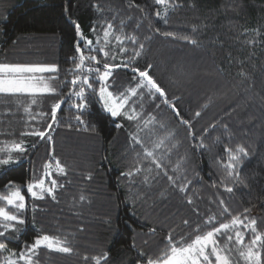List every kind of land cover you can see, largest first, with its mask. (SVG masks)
<instances>
[{
	"label": "trees",
	"instance_id": "16d2710c",
	"mask_svg": "<svg viewBox=\"0 0 264 264\" xmlns=\"http://www.w3.org/2000/svg\"><path fill=\"white\" fill-rule=\"evenodd\" d=\"M177 2L182 7L170 10L168 23L164 24L155 15L157 11L163 14L164 9L154 0H134L139 9L129 8L128 0H0V63L55 64L58 81L70 80L64 70L73 67L69 58L76 55L75 24L95 43L97 35L102 38V30L98 27L93 33V25L109 20L118 30L123 20V33L137 35L145 44L142 56L132 66L152 64L151 75L170 98H179L177 108L183 119L192 122L197 136L209 129L203 137L209 150H201L193 147L188 129L171 109L161 106L157 110L155 105L147 108V113L156 115L166 126H157L151 139L174 132V139L161 151L171 149L168 159L172 164L181 156L187 158L183 174L187 180H194L196 174L202 177L200 182L189 185L187 195L195 201L190 206L185 195L170 187L166 179L152 180L155 172L144 171L131 185L121 177V173L137 166L128 139L134 124L111 118L97 102L82 114L84 123H79L76 110L62 104L58 123L51 129L52 142L23 137L28 145L36 147L29 148L28 156L8 166L7 171L0 170V194H6L5 185L14 181L21 186L28 206L20 239L0 238L9 249L19 252L25 242L30 244L43 230L50 235L67 236L73 252L41 248L38 264H95L91 258L102 257L105 252L108 256L101 264H146L149 255L158 254L170 232L177 238L185 233L194 237L196 224L210 214L209 209L213 213L219 211L221 198L233 215L247 209L249 217L257 219L258 230L264 231V0ZM165 32L188 35L198 43L165 37ZM113 45L114 40L109 47ZM126 46L132 47L130 42ZM92 54L98 59L102 55ZM113 75V91H123L131 82V72L127 70L119 69ZM70 87L69 84L60 91L67 93ZM58 98L46 94L33 106V112L49 113ZM197 111L201 113L199 117L194 115ZM25 120L27 116L17 109L15 101L0 97V132L11 133L0 136V140L21 139ZM49 122L47 116H37L32 123L43 130ZM117 123L124 126L117 128ZM237 144L243 145L248 155L239 169L242 183L234 187L233 193H227L223 186H212L223 175L216 159L227 162L224 148ZM50 156L66 167V177L54 171L51 177L65 187L57 191L56 200L46 197L33 201L23 186L31 179V169L42 174V165ZM141 166L145 170L149 167L147 161H141ZM169 174H173L171 164ZM144 175H149L150 183H142ZM226 183L232 185L231 180ZM81 194L86 197L84 201L79 200ZM194 207L199 209L200 218ZM229 219L225 217L221 222ZM184 220L192 227L184 226ZM153 228L154 234L150 233ZM248 239L246 234L245 241ZM85 256L89 259L85 260Z\"/></svg>",
	"mask_w": 264,
	"mask_h": 264
},
{
	"label": "snow or ice",
	"instance_id": "6c2138e0",
	"mask_svg": "<svg viewBox=\"0 0 264 264\" xmlns=\"http://www.w3.org/2000/svg\"><path fill=\"white\" fill-rule=\"evenodd\" d=\"M154 3L164 9L163 14L160 11L155 13L164 24L168 23L167 16L170 10L182 7L177 0H154ZM96 7L100 9L99 5ZM128 7L140 8L134 0H128ZM115 19L114 16L113 20ZM125 26L123 20L120 21L118 30L109 20H105L99 26L93 25L91 29L93 33L97 32L98 27L102 30V38L97 35L94 43L93 39L84 36L80 25L75 24L78 37L75 42L76 55L69 58L73 67L64 70L66 76H71L70 80L58 81L59 72L55 64L0 63V97L11 98L16 102L17 109L22 110L27 116V120L24 121L26 130L19 134L21 139L0 140V170L7 171L8 166L17 164L28 156L29 148L36 147V144L28 145L23 137L30 136L39 138V141L52 142L51 129L58 123V110L61 109L62 104L67 103L70 108L75 109L77 113L75 119L79 123H84L82 114L93 102H97L102 110L110 114L111 118H121L134 124V130L128 133V139L129 147L135 153L137 166L121 173V177L127 178L131 185L135 184V177L144 171L149 174L155 172L152 180L166 179L170 187L185 195V202L188 205H194L193 197L187 195L189 185L200 182L202 177L196 174L194 180H187L186 175H183L186 171L187 158L181 156L172 164L168 159L171 149L161 151L170 140L174 139V132L151 139L155 136L157 126L160 129L166 126L157 119L156 115L147 113V108L155 105L157 110L161 106L171 109L179 122L188 129V135L194 142L193 147L201 150H209L203 142L204 134H207L209 129H204L203 133L197 136L192 128V122L183 119L181 110L177 108L179 98H170L166 90L151 75L154 67L152 64H146L143 68L132 66L142 56L145 44L137 35H125L123 33ZM139 27L137 23L136 28ZM117 31L120 34H117ZM156 32H159V29H156ZM163 35L187 41L192 45L198 43L188 35L181 36L174 32H165ZM112 40L115 41V45L109 47ZM129 42L132 45L131 48L126 46ZM92 53L102 55L98 59V56ZM118 56L121 58L117 62ZM119 69L131 72V82L123 91H113L115 87L113 74ZM46 73L49 75H44ZM69 84L71 85L69 91L62 93L60 89ZM46 94H54L59 98L51 104L49 113H34L33 106L38 105ZM204 107H207V104ZM194 115L199 117L201 113L197 111ZM37 116H47L51 122L41 130L35 123H32L36 121ZM115 126L122 128L124 125L117 123ZM211 127L215 128V125ZM224 128L227 129V125ZM2 135H11V133L0 132V136ZM174 147H176L175 144H173ZM224 152L227 154V162L216 159L217 169L223 175L219 183L214 180L212 186H223L227 193H233L234 187L242 183L239 169L248 151L243 145L237 144L235 147H225ZM141 161L148 162L149 167L146 170L141 166ZM169 164H171L173 174H169ZM30 171L31 179L23 187L26 188L32 200L42 201L46 197L56 200L57 191L64 189L65 185L59 184L57 179L51 177L53 171L58 175L67 176L66 167L61 161L50 156L49 161L42 165V174L35 168ZM46 178L50 179L46 181ZM88 179L91 177L89 176ZM228 180L232 181L231 186L226 183ZM150 182L149 175H144L142 183ZM5 193L0 194V238L19 240L26 224L25 214L28 206L25 202V195L22 193L21 186L15 184L14 181H8L5 185ZM85 199L86 197L81 194L79 200L84 201ZM32 210L35 211V205ZM193 211L200 218L199 209L194 207ZM208 212L210 214L203 217L202 223H197L193 229L194 237L192 233H185L177 238L173 232H170L160 246L158 254L149 255L146 264H264V231L258 230L257 219L250 218L247 209L233 215L225 200L221 198L219 199V211L213 213L209 209ZM225 217H230V219L227 222H221ZM183 225L188 228L192 227L188 220H184ZM155 231L154 228L150 229L152 234ZM246 234L249 236L247 242L245 241ZM69 244L67 236L50 235L44 233L43 230L33 237L30 244L25 242L19 252L9 249L6 243L0 241V264H38V254L41 248L60 253H72L73 248ZM133 247H135L134 243ZM140 255L143 257L145 253L140 251ZM107 256L108 253L105 252L102 257L91 259L95 261V264H101ZM84 259L89 258L85 256ZM137 264L140 262L137 261Z\"/></svg>",
	"mask_w": 264,
	"mask_h": 264
},
{
	"label": "rangeland",
	"instance_id": "374dc122",
	"mask_svg": "<svg viewBox=\"0 0 264 264\" xmlns=\"http://www.w3.org/2000/svg\"><path fill=\"white\" fill-rule=\"evenodd\" d=\"M261 207L264 208V202L261 204Z\"/></svg>",
	"mask_w": 264,
	"mask_h": 264
}]
</instances>
